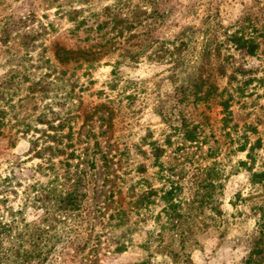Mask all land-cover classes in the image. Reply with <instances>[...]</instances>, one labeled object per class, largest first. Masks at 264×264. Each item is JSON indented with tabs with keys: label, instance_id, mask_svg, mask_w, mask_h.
<instances>
[{
	"label": "rangeland",
	"instance_id": "374dc122",
	"mask_svg": "<svg viewBox=\"0 0 264 264\" xmlns=\"http://www.w3.org/2000/svg\"><path fill=\"white\" fill-rule=\"evenodd\" d=\"M115 4L134 27L95 30ZM27 15V28L0 40V183L14 177L3 195L15 208L33 184H63L83 200L72 218L52 205L56 250L24 264H264V176H253L264 172V0H0V35L4 20ZM188 26L195 36L183 62L127 53L141 32L173 41ZM24 31L35 38L27 47ZM232 34L257 44L254 52L236 48ZM204 35L195 93L192 62ZM49 123L70 131L72 147L64 138L65 153L41 159L31 139L39 138L37 148L52 145L42 133L54 132ZM152 142L163 150L161 165ZM72 149L77 156L68 158ZM149 186L172 187L178 223L158 197L146 209L130 205L133 188ZM118 207L130 214L125 236L112 216ZM43 214L28 207L24 216L39 222Z\"/></svg>",
	"mask_w": 264,
	"mask_h": 264
},
{
	"label": "trees",
	"instance_id": "16d2710c",
	"mask_svg": "<svg viewBox=\"0 0 264 264\" xmlns=\"http://www.w3.org/2000/svg\"><path fill=\"white\" fill-rule=\"evenodd\" d=\"M106 15L109 17L105 20L96 24L95 30H100L104 28L107 24L112 23V26L108 32L116 31L117 34H122L123 30H130L134 27L132 24V20L129 19L127 14H122L117 5H110L104 8ZM77 10H72V13H77ZM29 15L19 18H14L13 16L4 20L2 28L0 40L2 42H7L10 34L12 32L20 31L22 29L27 28ZM85 20H80L78 22V27L84 24ZM92 29V26H90ZM33 32V31H32ZM31 31H24L23 45L24 47L29 46L35 38ZM207 35V34H206ZM206 35L203 36L204 44L202 46V50L200 55L195 56L193 60V65H197L198 71L193 72V80L190 86L194 89L193 92L198 93L201 90L203 85V75L202 71L205 66L206 54H208V38ZM139 43L133 44L138 46L136 50L131 52H127L128 55L132 58H136L140 55H144L148 53V56H154L157 58H169L173 59V61L183 62L182 52L189 43L194 41L195 36V28L193 26L185 27L175 38L172 40H163L154 37L150 32H144L137 35ZM228 40L235 45L236 48L245 50L246 53L252 54L257 47V44L252 42V40H246L242 36H238L235 34L229 35ZM182 62L180 65H182ZM178 66V64H177ZM176 66V67H177ZM183 87V84H180L179 88ZM178 88V89H179ZM184 91V89H180ZM4 92L0 89V100L3 99ZM220 105L224 110L228 109L229 103L228 99H222ZM5 111L0 108V134L2 132L3 127L5 126L4 122ZM43 123V122H41ZM48 127L52 128L49 130H53L52 134L47 133L45 130L42 132L44 137L48 139V141L53 142V144H46L37 148L38 137L31 139L32 150H34V155L41 159L44 158L46 152L49 151V159L55 155L60 153H65L66 147H72V134L70 131L67 134L57 133L58 128L62 127V124L54 126L49 123ZM39 129H36L38 131ZM194 130V129H193ZM191 129L186 130V139L193 140L194 135L191 132ZM27 132V130H25ZM45 132V133H44ZM66 139V147H58L59 144L62 143L63 139ZM47 141V140H46ZM43 145V144H42ZM150 154L154 158L155 165H161L159 162L160 155L162 153V148L157 145L155 142L150 143ZM245 146H242L240 149L244 150ZM252 150V147L248 148V151ZM77 156L75 154V149L70 150L67 153L68 158H73ZM145 171V166H140V172ZM14 175V174H13ZM253 176H264V172H256L253 173ZM14 177L10 175L4 176L0 183V264H24L29 263L31 261H46L52 252L56 250V242L54 240L53 226L52 220L55 217L51 216V207L54 204L57 210L60 211V215L65 218H72L77 216L78 210L82 205L83 194H78L76 188H62L63 184H60L61 188L58 189L56 184H51L50 187H44L40 184L37 188L35 184L31 186V190L25 193L23 197V202L21 205L17 207L10 206L8 204L9 199L7 196H4L3 193L7 190L8 186L11 185ZM57 180V178H56ZM140 184V182H138ZM137 183V184H138ZM17 185H20L17 182ZM55 185V186H54ZM141 185V184H140ZM72 186V185H71ZM70 186V187H71ZM162 192L159 194V192ZM11 193L17 194V192L11 188ZM173 191L172 187L170 189H155L149 186V188L141 187L137 192L135 188H133L132 193H130V205L137 209H146L149 203H153L155 199L154 197H158V199L164 201L167 209L171 208L173 210L174 206L177 204L173 202ZM152 197V198H151ZM153 199V200H151ZM28 207H32L34 209H42L44 212L43 218L39 221H27L25 218V210ZM165 209V208H163ZM139 211V210H135ZM174 219L176 217V223L179 222V218L181 214L177 212L175 209ZM129 211L124 208H116L112 213V216H115L117 220L116 226H125V230L122 232L121 236H125L128 230L131 228V222L129 221ZM129 240L126 238L123 241H116L117 252H122L126 249V242Z\"/></svg>",
	"mask_w": 264,
	"mask_h": 264
}]
</instances>
